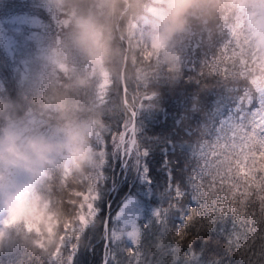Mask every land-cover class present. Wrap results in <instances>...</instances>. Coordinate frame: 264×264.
<instances>
[{
  "label": "clouds",
  "instance_id": "9594fccd",
  "mask_svg": "<svg viewBox=\"0 0 264 264\" xmlns=\"http://www.w3.org/2000/svg\"><path fill=\"white\" fill-rule=\"evenodd\" d=\"M41 3L52 24L21 87L13 95L0 83V264H73L97 221L108 133L162 111L165 88L198 86L177 121L193 146L202 93L264 96V0ZM163 251L157 243L128 264H157Z\"/></svg>",
  "mask_w": 264,
  "mask_h": 264
},
{
  "label": "trees",
  "instance_id": "16d2710c",
  "mask_svg": "<svg viewBox=\"0 0 264 264\" xmlns=\"http://www.w3.org/2000/svg\"><path fill=\"white\" fill-rule=\"evenodd\" d=\"M33 5L38 6L37 10ZM24 19L39 22L37 31L40 32L41 38L30 37L34 30L29 34L30 39L25 40L27 31L16 33L6 28L7 22L20 23ZM50 24H52L51 17L41 2L0 0V31L6 30L11 42L20 50V55L15 56L3 41L0 42V83L9 93L15 95L21 87V75L26 66V63L25 66L23 65L22 57L26 58V53L31 54L32 57ZM36 35L38 37V34ZM19 57L21 60L18 59ZM197 87L195 83L189 82L175 90L170 91L165 88L163 110L145 113L136 123L140 127L138 140L148 150V156L143 162L147 168L146 182L150 187L149 195L146 196L144 193L141 196L145 216L142 220L139 219L141 244L138 251L142 249L147 255L152 252L157 243L164 245L163 253L154 257L157 264H210L213 259H220L221 264H238L241 261L246 264L243 246L239 252L235 245L232 246L231 252L226 251L227 240L224 239L223 230L230 228V224H221L216 231L208 232L207 239L204 237L193 239L189 234L183 240L179 238L173 240V233L181 223L178 215L169 216L166 229L153 222L154 212L161 207H167L172 200L173 182L177 186L182 185L185 193L189 198L191 197L188 173L192 155L188 145L183 142L184 138L190 135L191 130L185 131L184 127H178L177 121L182 113L192 107ZM229 107H231V100L228 90L219 88L205 91L201 94L200 111L193 116V120L196 123L205 124L218 108L223 110ZM126 122V119L121 120L106 137L109 156L97 183V221L85 231L83 242L78 246L73 264H102L105 259H107L106 264H128L135 253L134 243L127 242L123 236L120 240H116L111 232L114 211L133 194L136 186L139 185L138 180L131 182L134 158H128L125 163L126 158L123 153H117L111 147L112 137L124 132ZM246 171L247 169L244 168L241 175H244ZM146 182L144 181V186ZM189 203H191L190 199ZM108 215L110 233L108 245H105V219ZM189 242L191 248H189ZM129 248H132L131 252L126 251Z\"/></svg>",
  "mask_w": 264,
  "mask_h": 264
},
{
  "label": "snow or ice",
  "instance_id": "6c2138e0",
  "mask_svg": "<svg viewBox=\"0 0 264 264\" xmlns=\"http://www.w3.org/2000/svg\"><path fill=\"white\" fill-rule=\"evenodd\" d=\"M220 63L222 56L217 60ZM229 98L231 107L218 108L205 123L195 145H188L192 155L188 173L191 197L182 185L173 182L172 200L167 207L154 212L153 222L166 229L169 216L178 215L181 223L173 240H183L189 234L193 239H207L208 232L216 231L221 224H230V228L223 230L226 251L231 252L235 245L239 252L243 246L246 264H264V159H257L264 156V96L232 89ZM139 132L140 127L129 119L124 132L113 136L111 144L114 151L122 152L126 159L134 158L138 164L148 156V150L138 140ZM242 167L251 175H241ZM141 170L147 172L146 167ZM114 235L116 240L124 235L129 237L136 246L131 257H138L140 228L135 222ZM132 248L126 251L131 252ZM77 249L73 248L74 256ZM210 264L221 261L213 259Z\"/></svg>",
  "mask_w": 264,
  "mask_h": 264
},
{
  "label": "rangeland",
  "instance_id": "374dc122",
  "mask_svg": "<svg viewBox=\"0 0 264 264\" xmlns=\"http://www.w3.org/2000/svg\"><path fill=\"white\" fill-rule=\"evenodd\" d=\"M41 2V0H32V2ZM28 3H31L30 1H27ZM35 7V9L37 10L38 6L37 5H33ZM32 6V8H33ZM38 21L36 20H32V19H24L23 22H16V21H9L6 23V28L10 31V32H26L24 38L26 39H30V37L34 38V39H39L41 38L40 36V32L37 31L38 27ZM35 30V31H34ZM34 31V32H32ZM0 42L2 43V41L10 48V51H12L15 56L16 55H20V50L17 48V46L15 44H13L11 42L10 36L7 33V31H0ZM32 32V33H31ZM31 33L30 37L29 34ZM38 34V37L37 35ZM13 40V39H12ZM17 50V51H15ZM29 52V50H28ZM11 54V53H10ZM27 58V59H26ZM26 58L23 56L22 60H23V65L25 66V69L28 67V61L31 58V54L26 53ZM18 59L21 60V58L19 57ZM25 61V62H24ZM19 65V64H18ZM25 71V70H23ZM126 138H127V133L125 134ZM126 160V159H125ZM144 161V160H143ZM141 161L139 164L137 163V161L135 159H133L132 161V170H131V182L134 181L136 182V180H138V184L135 188V191L133 192V194L129 197H127L122 204H120L119 208H117L114 211L113 214V226H112V234L115 238L114 234H120L122 232V230L130 227V222H135L137 227H140L139 224V219L145 216L144 211H143V203H142V199L141 196L142 194H146V196L149 195L150 191V187L148 185L147 179H145L146 173H144L141 168L142 167H146L145 163ZM127 161H125L126 163ZM141 181V182H139ZM144 181L146 182L145 187L144 186ZM145 187V189H144ZM106 219H108L107 222V229H108V233L106 235V224H105V239L107 238V240L109 241V215L106 217ZM105 219V222H106ZM115 229V230H114ZM123 237H125V239L132 243H134L129 237H127L126 235H124ZM108 245V244H107ZM105 262V263H104ZM104 264L107 263V259H105L103 261ZM102 263V264H103Z\"/></svg>",
  "mask_w": 264,
  "mask_h": 264
},
{
  "label": "water",
  "instance_id": "95a60500",
  "mask_svg": "<svg viewBox=\"0 0 264 264\" xmlns=\"http://www.w3.org/2000/svg\"><path fill=\"white\" fill-rule=\"evenodd\" d=\"M127 160V159H126ZM107 222H108V219H106V235H107V233H108V229H107ZM108 244V240H107V238H106V240H105V245H107ZM105 263V262H104ZM103 263V264H104Z\"/></svg>",
  "mask_w": 264,
  "mask_h": 264
}]
</instances>
